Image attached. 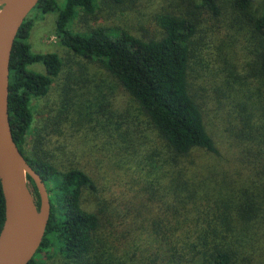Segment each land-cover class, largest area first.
I'll use <instances>...</instances> for the list:
<instances>
[{"label":"trees","instance_id":"16d2710c","mask_svg":"<svg viewBox=\"0 0 264 264\" xmlns=\"http://www.w3.org/2000/svg\"><path fill=\"white\" fill-rule=\"evenodd\" d=\"M134 4L39 0L17 30L8 122L49 203L26 264H264V0H170L140 32L92 23L100 5L123 12ZM31 12H56L57 44L72 60L30 52ZM210 62L216 70L205 74ZM84 63L102 68L96 91ZM113 87L134 109L110 110ZM225 105L238 120L226 114L232 140L220 145L209 120ZM121 111L135 132L143 123L145 146L130 147L126 136L137 135L118 123L120 142H109ZM106 145L130 151L109 159L128 163L123 183L87 171L86 156ZM3 219L0 189V228Z\"/></svg>","mask_w":264,"mask_h":264},{"label":"water","instance_id":"95a60500","mask_svg":"<svg viewBox=\"0 0 264 264\" xmlns=\"http://www.w3.org/2000/svg\"><path fill=\"white\" fill-rule=\"evenodd\" d=\"M39 0H0V189L4 219L0 228V264H26L37 250L49 217L46 190L39 175L18 151L8 122V62L19 26ZM29 177L38 194L35 207Z\"/></svg>","mask_w":264,"mask_h":264},{"label":"rangeland","instance_id":"374dc122","mask_svg":"<svg viewBox=\"0 0 264 264\" xmlns=\"http://www.w3.org/2000/svg\"><path fill=\"white\" fill-rule=\"evenodd\" d=\"M64 0H58L59 3L63 2ZM99 2V0H98ZM170 3V0H135V4L131 7H128L123 12H108L106 8H104L103 5H100V8L102 10L97 11L93 16L92 23L94 25H100L104 27H113V26H123L126 27L129 30H132L134 32H140V29H143L146 25L148 26V23L150 22L152 15L156 12H159L163 7L166 8L168 4ZM56 12H49L46 14H39L38 12H31L29 14V19L33 22L31 30L29 32V36L27 39V42L30 45V52L31 53H47V52H54L59 55V57L63 60V63L65 64L67 60H72L71 54L67 51H64L62 48H60L57 44V39L54 33V20H55ZM74 58V57H73ZM76 60L79 61L78 58ZM212 60V59H211ZM80 62L82 60L80 59ZM213 62H210V68H208V71L205 72L208 73L210 71H215L216 66L215 64H212ZM86 72L90 74L92 79H90L89 83L87 85H90L92 87V91H96L97 88L100 86L98 75L102 73V68L97 63H84ZM219 65V64H218ZM212 67V69H211ZM214 75H218V73H213ZM222 75V74H221ZM223 76V75H222ZM89 77V76H88ZM86 86V83H85ZM87 87V86H86ZM114 91L115 88L113 87ZM53 94L51 93L48 99H52ZM225 101H223L224 103ZM126 106L125 109L131 110L134 109L133 103L125 102L123 99V96L116 90L114 96L112 97V105L109 106L110 110L115 111L117 108L120 109L121 106ZM226 107H222V112H218L217 116L214 118V116H210V122L212 126L215 124L217 127H215L214 131L211 132L214 140L217 144L220 145H227L228 143H231L230 141L232 138L225 132L224 128L228 126V123L230 121L228 120L229 116L227 117L226 114L228 113L232 119V124L235 125L238 118L234 116V112L232 113L231 107L225 105ZM209 109H213L214 104L208 105ZM111 112V113H112ZM123 111H121L122 114ZM123 116L116 118L113 114V120L109 126V134H112L110 143H118L120 142L117 135H115L114 128L116 127L115 124L118 123L117 127H119V130H128L129 135L136 136L135 140L131 139V136L128 138L126 136V140L128 141V145L130 147L133 146L135 142H140V145L145 146V143L147 140L143 137L144 134L141 133V130H143V123L142 125L138 123L136 132L135 128L133 126L134 119L132 117H129L122 114ZM97 116V115H96ZM96 119V118H95ZM140 120V118H139ZM141 121V120H140ZM97 122V121H96ZM224 123V127H221V124ZM210 124V125H211ZM227 129V128H226ZM124 134L125 132L122 131ZM99 137H96V141H98ZM126 140H122L125 142ZM100 144H97L99 146ZM107 151L97 154L95 150H93L89 155L86 156V159H88V167L87 171L90 172L91 175L96 176V179L104 178L102 182L107 183L108 180L111 182L113 179V176L116 177V180L118 179L123 183L125 176L121 177V174H123L124 168L128 166L127 164H122L120 167H116L111 164L109 161L110 158L118 157V154L123 157L124 153H129V150H116L114 145H106ZM116 150V151H115ZM129 151V152H128ZM105 155V156H104ZM129 155V154H128ZM127 160V159H126ZM96 161H99L97 163ZM97 163V164H94ZM87 164V163H86ZM99 165V166H98ZM144 165V164H143ZM98 166V167H96ZM126 179V178H125ZM126 186H128V183L125 182ZM39 260V259H38Z\"/></svg>","mask_w":264,"mask_h":264}]
</instances>
